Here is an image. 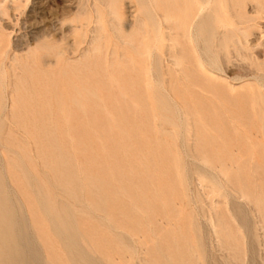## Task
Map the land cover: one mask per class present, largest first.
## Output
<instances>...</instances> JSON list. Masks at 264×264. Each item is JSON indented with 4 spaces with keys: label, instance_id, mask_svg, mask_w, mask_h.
<instances>
[{
    "label": "bare ground",
    "instance_id": "1",
    "mask_svg": "<svg viewBox=\"0 0 264 264\" xmlns=\"http://www.w3.org/2000/svg\"><path fill=\"white\" fill-rule=\"evenodd\" d=\"M103 2L108 13L114 15L117 19L121 18V14H119L117 10V0H103ZM139 2L140 5L137 9V15L135 16L133 28L131 30H124L122 25L112 27L114 31V40L116 41H113L111 36L107 34L106 28L102 22L101 13L98 12V8L97 10L95 9L98 20L96 21L97 24L95 23L94 34L92 33L93 38L89 47L84 51L82 50L83 52L81 51V58L77 60L78 64L75 68H72V64H66L67 68L64 70V74L70 75L71 77L75 74V77L80 80V91L82 96L91 99L96 109L106 112L108 115V126L118 128V142L116 144L118 150L116 152L113 173V179H116L119 184L121 183L120 186H117L118 193L116 191V196H112L106 189L110 183L109 181L112 179L110 176V167L103 160L101 148L95 143V140L99 139L98 137L104 138L105 135L103 136L102 134L97 135V137L81 134L76 137L69 135V140L74 142L71 146V149L75 152L74 155L72 154L75 156V161H73V163L83 166L85 172L84 179L78 178L75 173L70 174L69 179L72 183L81 180V186L84 187L88 185L100 189L98 197L103 203V206L107 209L108 216L114 220L115 228L124 231L127 234L126 236L129 235L131 240L137 243L140 248L144 244L143 239L148 234L152 224L159 222L161 219V215L157 210L155 211L153 207L154 201H159L167 216L169 215V211H174L177 208L176 201L170 200L168 197L169 194L167 193L168 190L166 191L159 180L156 182V187L153 186V178L151 177L152 169L150 168L149 160L151 157H155L156 160L161 158L175 159L179 162L181 160L180 156L183 158V154L181 153L180 156L177 155L173 148L177 142L182 141V143H187L188 147L194 152V156L192 155L193 158L195 157L208 169V171H210V174L214 175L210 176L212 177L211 182L217 184L219 189L225 190V195L229 193L227 189H225L226 185L228 189L233 192L232 194H237L250 204L261 217V220L264 221V189L261 179L257 176L262 169L259 156L260 149L264 144V112L258 114L257 120L253 116L254 105L258 103L257 98L259 95L253 87L249 86L250 83L248 81H244L245 78L242 79L244 81L243 84L237 86L239 83L228 82L227 79L223 77V72L221 73L224 68H227L229 64L233 62L234 57L237 56H243V58L244 56L248 57L252 63L251 65H256V68L262 70L264 73V64H253L254 62L252 58H250L251 56L249 57L250 54H248L249 36L253 33V28L255 27L254 21L259 17L258 13H250L248 6L252 5L258 8V6H261L263 3L262 0H139ZM81 3L79 2L78 4L80 5ZM85 4L89 3L86 2ZM79 23H81V21H79ZM111 25L112 24H110V26ZM87 39L85 38V40ZM79 43L80 42L77 44ZM253 47L255 48V46ZM45 52L46 54H55L59 57L60 61L65 62L63 50L54 51L53 47L47 46ZM7 53L5 54L6 57ZM34 59L35 58L31 59V63L19 62L17 64V68L21 70L22 74L16 72V69H12L9 75L19 79H28L33 85L30 87L15 86V95L10 97L11 101L7 106L5 105L7 108L6 110H10L11 112L10 122L23 126L45 124L53 126L61 125V120H54L49 113H44V110H52V104L49 98L46 99L47 95L51 93V90L48 86L35 87L37 83L35 79L38 78L42 69L39 64H32V62L35 61ZM0 70V74L2 73V76L7 78L8 76L4 65L1 66ZM45 73H47L45 76L47 78L53 74L52 71H45ZM253 77L259 79L257 78L259 76ZM262 78L264 79V77ZM1 81L2 80H0V82ZM257 82L259 81L257 80ZM103 88L114 91L113 110L119 111L120 116H118V114H112L111 106L108 105V97H104L101 94ZM23 94H25L24 97L21 96ZM34 99H36L37 102L34 103ZM39 103H41L40 110L43 112L39 111L34 118H28V114L33 111V105ZM77 104H80L83 109L87 108V102L85 100ZM3 110H5V108ZM3 112L4 111H2V113ZM3 115L5 114H1V117ZM95 119L96 117L89 120L87 124L92 125ZM1 120L2 119H0V121ZM70 124L74 125L75 128L80 126L78 122ZM4 127L5 125L3 128ZM124 127L128 129H124ZM260 129L263 131L261 136L259 134ZM57 140L59 143L64 141L63 138ZM140 141H144L146 147L140 148L138 146V142ZM179 145L182 148L181 144ZM184 146L186 145L184 144ZM78 148H82L80 153L83 155V161H78L76 155L79 152L77 150ZM189 148H186V150ZM18 149L23 151V155L26 159H31L30 153L27 151L26 147L18 146ZM58 149L59 153L57 157H50L45 150L42 151V157L44 163L48 164L50 169V175L48 172L46 175H49L55 181L61 182L67 179V174L61 169L66 159L63 146H59ZM11 151H13V149H11ZM103 151H106L105 147H103ZM2 154L0 160H3L2 162L4 163L7 158ZM190 154L192 153H189L188 158H190ZM16 155L18 156V153ZM185 159H187V157H185ZM2 162L0 161V169L3 164ZM186 162L187 161H185V163ZM5 164L7 165L4 167L3 164L2 167L4 168L1 170L3 171L4 169L5 171H3V173H5V179H7L8 182L5 184L7 185L4 184V181L0 177V264H44V262L46 264H67L60 249L57 248L49 231L41 221L39 212L37 211V203L35 200H31L29 192L22 183V178L18 175L17 171H15V164ZM155 166L156 170H158V164ZM198 167L199 166H197V168ZM200 167L202 168L203 166L200 164ZM25 168L28 169L27 167ZM33 171H35V167H33ZM200 171L201 169H197V172ZM25 172H27V170H25ZM185 172L188 174L187 171ZM117 173L118 176H124V181L126 177L129 178L130 189L128 191L124 184L125 182H120ZM252 173H255V175H252ZM32 177L35 179L34 176ZM186 178L188 180V177ZM147 179L149 184L146 183ZM36 180H29V182L32 181L29 184L34 183L33 181ZM40 181H42V179ZM50 185L52 186V184ZM199 186L200 185H198V187ZM32 187L35 186L32 185ZM152 188H155V197L149 199L150 197H148L147 193L150 192ZM203 189L201 190L203 191ZM8 190L18 193L15 194L16 196L18 195L17 203L11 199L12 197L10 198L12 195L9 196L5 193ZM33 190L38 193L37 190ZM11 193L12 192H10V194ZM203 194L204 197L207 196V194ZM229 196L230 195H227V197ZM44 197L41 196V199L43 200ZM221 198L222 197H220V199ZM207 199L209 200V197ZM233 199L234 198L231 200ZM42 200H39V202H42ZM45 200L46 198L44 201ZM44 201L43 204H40L45 205ZM63 203H65V205L67 204L64 201ZM237 204H239L240 207L242 206L241 203H236V208L238 206ZM51 206L53 207H51V209L54 210L58 216H60V214H66L65 206ZM47 208L44 209L42 207V210H46V212L48 210L47 213L51 216ZM211 208L215 218L221 226V228L217 230V233L223 238L224 245L229 246L234 253H238L241 248L237 233L233 232L223 215H221V208H219L218 204H216V206H211ZM244 208L242 211L240 209V211L243 212L247 206L245 209ZM136 212H143L146 214V222L135 218L134 213ZM246 212L243 213L247 214ZM244 216V218L248 219L246 215ZM51 219L48 218L49 222ZM250 220L251 219L247 221ZM54 221H56L55 219H53V223L58 224ZM65 223L67 224V222ZM75 223L74 228L79 229L84 244L90 247V251L97 258L102 259L107 264H125L126 259L123 256V252L119 249V245L124 243L117 240L113 242L104 237H102L103 239L101 240L98 238L96 239L95 236H103V233L98 230L87 217L81 216L80 218H76ZM249 223L248 227L246 226L248 229L251 228ZM246 224L244 223L242 225L244 226ZM28 225H31L33 230L32 234L35 239H33L34 237L32 238L33 235L28 231L30 228ZM71 225L69 227H71ZM110 225L111 224H109V226ZM173 225V227L177 228L175 224ZM194 225L196 224L194 223ZM251 226L252 228L254 227L253 225ZM51 227L54 226L51 225ZM213 227L215 228L212 224V228ZM246 227L244 226L243 228ZM59 229L61 228L59 227ZM52 230L53 229H51V231ZM54 230L52 231L53 233L57 231V229L56 231ZM243 230L244 232L248 231L245 229ZM250 231L253 232L252 229L249 230L248 235ZM73 233H76V231ZM197 235L199 234L196 232V236ZM63 236L65 238L66 236L68 237V235L65 236V234ZM60 237L61 236H59V238ZM251 237H253V235ZM77 238H79V236H77ZM172 238L175 244H177V247L172 251L164 252L162 261L164 260L166 264H177V258L182 255V249L178 247L181 235L175 230L172 234ZM197 238L199 237L197 236ZM34 240L40 243L43 255L35 248L36 244L34 243L36 242ZM67 240L72 242V240L68 238ZM67 240L64 242L67 243ZM79 241H81L80 238ZM64 242L62 245H64L65 248H69L70 245L68 246V244L66 245ZM70 247H72V245ZM77 248L78 252H80L79 247ZM82 248L83 247H81L80 250H82ZM252 248L253 247H251V249ZM259 248H261L260 243ZM68 250L71 249L69 248ZM143 251L147 252V249ZM69 252L71 254L74 253L73 250ZM69 252L68 256H70ZM85 252L86 251L83 253ZM83 253L80 254L83 256L85 255ZM87 253L88 252H86V254ZM235 254H233L234 256L231 258L238 260L240 257ZM73 256L74 255L68 258H73ZM85 257L87 258L86 255L82 257L83 263L86 260ZM248 259L249 258H247V260ZM71 260L73 261V259ZM90 260L88 263L91 262ZM82 261L80 262L82 263ZM93 261L95 263L97 262V264L101 262L95 259ZM145 261L148 264H163V262H159L158 258H151ZM75 262L77 261L75 260ZM94 262L91 263L95 264ZM226 262H228V260ZM135 263L137 264V261Z\"/></svg>",
    "mask_w": 264,
    "mask_h": 264
},
{
    "label": "rangeland",
    "instance_id": "2",
    "mask_svg": "<svg viewBox=\"0 0 264 264\" xmlns=\"http://www.w3.org/2000/svg\"><path fill=\"white\" fill-rule=\"evenodd\" d=\"M79 2L80 3L82 2L80 5L84 7H81L78 4ZM86 2H88L89 4H85ZM138 2L139 0H117V10L118 13L121 14V18L117 19L115 18L114 15H111L110 13L107 12L108 10L104 5L103 0H83V1L82 0H39V1L38 0H0V16H1L0 17V69L1 66L4 65L6 74L8 76L7 78H4L2 76V73L0 74V80H2L0 82V109H1L0 117L1 114H5L0 118L2 119L0 121L1 123L0 153L1 154L3 153L2 155L7 158L6 162L4 163L2 162L3 160L0 161L4 164V165L2 164L4 167L7 165L5 163L15 164V169H16L15 171H17L18 175L22 178V183L25 189L29 192L31 200H35V202L37 203V211L39 212V217L43 222V224L45 225V227L47 228V230L49 231L52 240L55 242V245L57 246L58 249H60L61 253L63 254V258L65 259L67 264H73L75 260L77 261L75 262L77 264H89V263L92 264L94 262L93 261L94 259L96 261L99 260L101 261L98 264H107L102 259L97 258L90 251V247L87 244H84L83 238L80 236L79 229L74 228L75 227L74 224H76L75 219L80 218L81 216L89 218L90 222L103 233V236L102 235L95 236L96 239L98 238L99 240H101L103 239L102 237H104L105 239L111 240L113 242L114 240H117L119 242L124 243L119 245V249L123 252V256L126 259L125 264H136L135 263L136 261L137 264H148L146 263L145 260L151 258L152 259L158 258L159 262H163V264H166L164 260L162 261V256L164 252L172 251L177 247V244H175V241L172 238V234L174 233L175 230L177 231L178 234L181 235V239L179 241L178 247L182 249L181 257L177 258L178 259L177 264H229V263L230 264H245V263L264 264V246H263L264 221L261 220V217L257 214V212L253 209V207L250 204H248L242 197H239L237 194H232L233 192L229 190L226 185H225V189H227V191L229 192L226 194L230 195L229 197L225 195L224 193L225 190L219 189L217 184L211 182L212 177L210 176L211 175L214 176V175L210 174V171H208V169L205 168V166L201 162H199L195 157L193 158L194 152L191 150V148L188 147L187 143H182V141H179L175 144L173 148L177 155L180 156L181 153L183 154V158L182 156H180L182 161L180 160L178 162L175 159H162V158L156 160L155 157H151L149 160L150 168L152 169L151 177L153 178L152 181L153 186L156 187V182L157 180H159L161 182V185L165 187L166 191L168 190L167 193L169 194L168 197L170 198V200L176 201L177 208L174 211H169V215L167 216L165 215L166 212L163 209L162 205L159 203V201L157 202L154 201L153 207L155 211L157 210L159 212V214L161 215L160 216L161 219L159 222L152 224L148 234L143 239L144 244L140 248L137 243L131 240L129 235L126 236L127 234L124 231L115 228L114 220L108 216L107 209L103 206V203L100 201L98 197V193L100 192V189H98L95 186H88V185L84 187L81 186L82 183V182L80 183L81 180L72 183V181L69 179V175L74 173L77 174V177L80 179H84L85 176L84 167L81 165H75L73 163V161H75L74 160L75 156H73L75 152L71 149V146L73 145L74 142L69 140V135H73L76 137L77 135L81 134V135H87V136L90 135L92 137H97V135L102 134L103 136L105 135L104 138L98 137L99 139L98 140L96 139L95 143L97 146L101 148V152H102L101 154L103 155V160L110 167V176L112 177V179L109 181L110 183L106 189L111 193L112 196H116V191L118 190L117 186H120L121 184V183L119 184L116 179H113L114 166L116 161V152L118 150L116 148V144L118 142L117 140L118 139L117 134L119 132L117 130L118 128L108 126L107 123L109 122L107 121L108 115L106 114V112L96 109L93 106L94 103L91 99H87L83 97L80 91V85H81L80 80L77 77H75V74L73 75L71 74L72 77L70 75L64 74V70H66L67 68L66 64H72V68H75L78 64L77 60L81 58L82 55L81 51L82 50L84 51L89 47L95 30L94 26H96L95 23L97 24L96 21L98 20L97 18L98 16L97 13H95L96 12L95 9L97 10L98 8V12L101 13V17L103 19L102 22L106 28L107 34L111 36L113 41H116L114 40L115 39L114 31L112 27H117L118 25H122L124 30L126 31L129 29L131 30L133 28V24H134L133 22L135 20V16L137 15V9L139 8L140 5V2L139 3ZM262 2L263 3L261 4V6H258V8L253 7L252 5L248 6V8L250 9L249 10L250 13L252 14L258 13L259 15L258 19L254 21L255 27L253 28V33L249 36L248 54H250L249 57L251 56L250 58H252L254 62L253 64H264V0H262ZM79 21H81V23H79ZM110 24L112 25L110 26ZM85 38L88 39L85 40ZM81 41L83 44L81 43ZM78 42L80 43L77 44ZM47 46L53 47L54 51H58L60 49L63 50L65 54V55L63 54V58L65 59V62L60 61L59 57L56 56L55 54H46L45 48ZM253 46H255V48ZM6 53H7V57L5 55ZM33 58H35L34 59L35 61L32 62V64H39L42 69L41 70L42 72L39 73L38 78L35 79V82H37L35 84V87L39 88V87L48 86L51 90V93L47 95L46 99L49 98V101L52 104V110L50 111L44 110V113H49L54 120H61L62 122L61 125L53 126V125L45 124V125H37V126L35 125L23 126L21 124H14L10 122L11 112L10 110H6L7 108L5 107V105L7 106V104L11 101L10 97L15 95L14 92L15 86L30 87L33 85L31 81L28 79H19V78L11 77L9 75L11 74L12 69H16V72L22 74L21 70L17 68L18 66L17 64L19 62L31 63V59ZM244 58L243 56L234 57L233 62L230 63L227 68H224V70H222L221 73L223 72L222 73L223 77L226 78L227 81L230 83H239L237 86H240L243 84L244 81H248L250 83L249 86L255 89L259 97L257 98L258 103L254 105L255 108H254L253 116L257 120L258 114L264 112V88H262L264 87V82H263L264 79L262 78L264 77L262 76L264 75V73L262 70H258L256 68V65H251L252 63L250 62V59H248V57L244 56ZM44 70L50 72L52 71L53 74L47 78L45 77L47 73H45ZM253 76L256 77L259 76L257 77L259 79H256ZM260 77L262 78V80ZM242 79H244V81ZM257 80L259 82H257ZM101 94L104 97H108V105L111 106L112 114L113 115L118 114V116H120L119 111L113 110L114 91L113 90L110 91L107 88H103L101 90ZM21 96L24 97L25 94ZM35 100L36 99H34L33 101L34 103L37 102V100L36 101ZM84 100L87 102L86 104L87 108L85 109H83L80 106V104H77L83 102ZM4 108L5 110H3ZM32 108L33 111H31V113L28 114L27 116L28 118H34L35 116H37L39 111L43 112L42 110H40L41 103L34 104ZM2 111L4 112L2 113ZM95 117L96 119L92 125L87 124L89 120H92ZM76 122H78L80 125L78 126V128H75L74 125L70 124V123L74 124ZM4 125L5 127L3 128ZM124 129H128V128L124 127ZM262 132H263L262 129H260L259 132L260 136L262 135ZM59 138H63L64 141L59 143V141L57 140ZM179 144H181L182 148L180 147ZM184 144L186 146H184ZM18 146L26 147L27 151L30 153L31 159H26L23 155V151L19 150ZM59 146H63V149L65 151V159H66V162L64 165L61 166V169H63L67 174L66 175L67 179H64L61 182L55 181L49 176L50 175V169L48 167L49 165L44 163V159L42 157L43 150H45L50 157H54V158L57 157L59 153V149H58ZM138 146L140 148L141 147L144 148L146 147V144L144 141L142 142L140 141L138 142ZM103 147L106 148V151H103ZM186 148L189 149L186 150ZM11 149H13V151H11ZM81 149L82 148L77 149L79 151V152L77 151L78 153L76 154L78 161H83V155L80 153ZM17 153L18 156L21 157H18L16 155ZM189 153H192L190 154V158L192 157L191 159L188 158ZM263 153H264V144L260 149V156H259V160L262 164V169L260 173L257 174L258 178L261 179L264 189V154ZM185 157H187V159H185ZM185 161L187 162L185 163ZM156 164H158V170H156V166H155ZM200 164L201 166H203L202 167L203 169L200 167ZM2 165H1V169L4 168L2 167ZM197 166H199L201 171L203 172L201 171L197 172V169L200 170L199 167L197 168ZM25 167H27L28 169H26ZM33 167H35V171H33ZM1 169H0V177L4 181V184L8 183L7 179H5L6 178L5 173H3L4 169L3 171ZM25 170H27V172H25ZM185 171H187L188 174H186ZM47 172L49 174L48 176L46 175ZM24 173L27 174L25 175ZM252 175H255V173L254 174L252 173ZM30 176L31 177L34 176L35 179L33 177L31 178ZM123 177H124L123 175L118 176L120 182L124 181ZM186 177H188V180ZM31 179L32 180L37 179L36 181L38 183L36 181H33L34 183L29 184L30 182H32V181L29 182V180ZM41 179L42 181H40ZM128 179L129 178L126 177V180L124 181L125 182L124 184L127 187V191L130 189V183ZM146 183L149 184L148 179L146 180ZM50 184H52V186ZM32 185H34L35 187H32ZM198 185L200 186L198 187ZM42 187L44 190L42 189ZM200 188L201 189L204 188L203 191ZM33 189L35 190L40 189V190H37L38 193H36ZM9 191L12 193L10 194ZM5 193H7L9 196L12 195L10 196V198L12 197L11 199H13L15 203H17L18 195L16 196L15 194L18 193L16 191L8 190ZM60 193H65V194H60ZM203 193H205V195L207 194L209 200L207 199L208 198L207 196L204 197ZM147 194L148 197H150L149 199H153L155 197V188H152L151 191L148 192ZM14 195L16 196V198ZM41 196L42 197L45 196L43 200L41 199ZM220 197L222 198L220 199ZM45 198L46 200L44 201ZM232 198L234 199L231 200ZM61 199L67 204L65 205V203H63ZM39 200H42V202H39ZM43 201L45 205H42ZM236 203H241L242 206L240 207L239 204H237L238 206L236 208ZM216 204H218L219 208H221V215H223L227 223L232 228L233 232L237 233L238 242L240 244L241 250H239L238 253L235 252L236 254L232 249H230L229 246L224 245L223 238L221 237L220 234L217 233V230H219L221 226L218 223L217 219L215 218V215L211 208V206H216ZM41 205L44 209L48 207L47 209H49L51 216L47 213L48 210L47 212L46 210H42ZM51 205L65 206L66 214L63 213L64 215L60 214V216H58L55 213V211L51 209L52 207ZM245 205L247 206V208ZM244 206L246 209L244 208ZM242 207L246 211L248 210L247 212L243 210V212H246L247 214L241 212L243 209ZM230 210L233 214L230 212ZM244 215H246L248 219L244 218L245 217ZM145 216L146 214H144L143 212L134 213V217L137 219H141L143 222H146ZM72 217L74 218V220ZM48 218L51 219L50 221L51 224ZM69 218L72 220H70ZM53 219H55L56 221L54 222H57L58 224L53 223ZM249 219L251 220L247 221ZM65 222H67V224ZM194 223L196 225H194ZM211 223L215 226V228L214 227L212 228ZM244 223L245 224L247 223L246 225H244L245 227L246 226L248 227V223H249L251 228L249 229L247 227L243 228L244 226L242 224ZM109 224L111 225L109 226ZM173 224H175L177 228L173 227L174 226ZM51 225L54 227H51ZM70 225L71 227H69ZM238 225H242V226H238ZM251 225H253L254 227L252 228ZM28 226H30V228L28 227L29 228L28 231L30 232V234H32L33 232L32 227L31 225ZM59 227L61 229H59ZM68 228H70L71 231ZM51 229L53 230L55 229L54 231H56L57 229V231L59 230L60 232L56 231L55 234L52 232L53 230L51 231ZM112 229H114L115 232ZM243 229L248 231L252 229L253 232L250 231V234L248 235L249 232L246 231L247 232L246 233L244 232ZM68 231H70L71 233ZM75 231L76 233H73ZM196 232L197 234H199L197 235L199 238H197ZM64 234L65 236L68 235V237L66 236L65 238L63 236ZM251 234L255 239L251 237L252 236ZM55 235H57L58 237ZM214 235L216 238L214 237ZM245 235L247 236V238ZM59 236L61 237L59 238ZM77 236H79L81 241H79V238H77ZM33 237L34 235L32 236V238ZM67 238L69 240H72V242L68 241ZM33 239H35V237ZM65 240H67V243L64 242ZM253 240L256 242V244ZM34 241L36 242L34 243L36 244V246L34 245L35 248H37L38 252L42 254L43 251L42 248H40L41 247L40 243L37 240ZM63 242L66 245L68 244V246L72 245L73 248L69 246L71 250H68L69 248L67 246H66L67 248H65L64 245H62ZM259 243L261 248H259ZM250 246L253 248L251 249ZM77 247H79L80 252H78ZM81 247H83L82 248L83 251L80 250ZM64 248L67 250H65ZM146 249L147 252H144L143 250ZM72 250L74 253L71 254L69 251L72 252ZM84 251L88 252L87 253L88 255L86 254V252L83 253ZM68 252L70 256H68ZM80 253H83L87 256L88 260L85 257L87 262L85 260L83 263L82 257H84L85 255L82 256ZM233 254H235L240 258L238 260L232 259L231 257L234 256ZM72 255H74L75 257L73 256V258H68L71 257ZM78 257L79 259L80 258L81 259L79 260ZM247 258L249 259L247 260ZM71 259H73V261ZM226 259L228 260L229 263L226 262L227 261ZM89 260L92 263L91 262L88 263ZM80 261H82V263ZM44 264L46 263L44 262ZM95 264H97V262Z\"/></svg>",
    "mask_w": 264,
    "mask_h": 264
}]
</instances>
